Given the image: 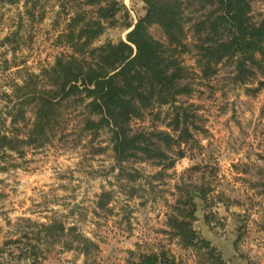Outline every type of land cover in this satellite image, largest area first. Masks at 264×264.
<instances>
[{
    "label": "rangeland",
    "instance_id": "374dc122",
    "mask_svg": "<svg viewBox=\"0 0 264 264\" xmlns=\"http://www.w3.org/2000/svg\"><path fill=\"white\" fill-rule=\"evenodd\" d=\"M123 2L133 21L145 13L143 0ZM28 8L35 9L34 16ZM251 15L254 21L264 15V0H252ZM66 22L60 0H0V92L11 93L13 81L22 83L17 64L39 73L58 55L71 51L58 39ZM19 28V38L13 44L5 42ZM127 32L119 26L109 28L99 42L117 41ZM152 32L159 36L156 27ZM184 60L198 71L194 52L186 53ZM232 78L233 67L226 63L211 79H194L195 91L183 99L195 105L205 130L183 145L185 156L176 157L174 167L160 179L152 175L161 167L148 161L127 164L141 173L139 180L119 179L110 132L83 131L82 106L70 105L64 111L56 136L44 146L24 145L22 154L10 153L1 164L7 169L0 170V264H85L83 254L64 249L60 242L42 239L36 262L22 255L24 240L5 245L26 232L34 239L35 222L54 221L78 225L95 241L100 247L98 264H134L140 254L162 247L182 264H204L201 252L167 233L180 195L177 185L182 183L209 189L206 201L196 198L193 227L201 236L233 264H258L264 256V87L251 92L257 82L240 85ZM163 111L160 118L145 114L133 119L132 127L166 130L162 120L167 107ZM27 117L33 119L31 108ZM20 126L23 138L26 132ZM104 191L111 192V199L101 208Z\"/></svg>",
    "mask_w": 264,
    "mask_h": 264
},
{
    "label": "trees",
    "instance_id": "16d2710c",
    "mask_svg": "<svg viewBox=\"0 0 264 264\" xmlns=\"http://www.w3.org/2000/svg\"><path fill=\"white\" fill-rule=\"evenodd\" d=\"M143 2L145 13L133 21L123 0H60L67 22L58 39L71 51L58 55L39 73L16 65L22 83L13 81L11 93L0 92L4 102L0 106V170L8 167L1 165L2 160L12 152L22 154L24 145L40 147L50 142L64 120V111L75 105L82 106L83 131L94 135L110 132L119 179L139 180L141 173L127 165L137 161L161 167L152 175L160 179L174 167L176 157L185 156L183 145L191 144L195 133L205 130L195 105L183 99L195 91L196 77L211 79L219 65L227 63L233 67L235 84L257 82L251 92L264 87V15L253 20L252 0ZM27 10L34 16L35 9ZM45 12L44 7L40 19ZM118 26L128 31L125 38L99 42L109 28ZM154 27L159 36L152 32ZM19 33L20 28L5 37V42L13 44ZM189 52H194L198 71L185 63L184 55ZM165 107L162 121L166 130L132 127L133 119L145 114L160 118ZM29 108L33 119L27 117ZM20 124L26 132L23 138L19 137ZM177 189L180 195L168 218L167 233L201 252L204 264H233L193 227L196 198L206 201L209 189L191 183L178 184ZM110 199L111 192L104 191L99 207L105 208ZM34 225V239L26 232L5 245H20L24 240L22 255L36 262L42 254V239L48 244L60 242L64 249L83 254L85 264H98L99 245L78 225L66 227L61 221ZM134 264L182 262L162 247L158 252L140 254Z\"/></svg>",
    "mask_w": 264,
    "mask_h": 264
},
{
    "label": "crops",
    "instance_id": "0c3cea01",
    "mask_svg": "<svg viewBox=\"0 0 264 264\" xmlns=\"http://www.w3.org/2000/svg\"><path fill=\"white\" fill-rule=\"evenodd\" d=\"M258 258V257H257ZM258 264H264V256L258 258Z\"/></svg>",
    "mask_w": 264,
    "mask_h": 264
}]
</instances>
